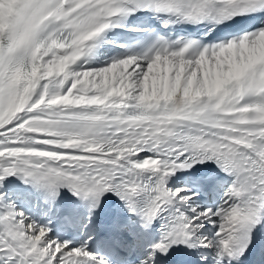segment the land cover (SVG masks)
I'll return each mask as SVG.
<instances>
[{
	"label": "snow or ice",
	"instance_id": "obj_1",
	"mask_svg": "<svg viewBox=\"0 0 264 264\" xmlns=\"http://www.w3.org/2000/svg\"><path fill=\"white\" fill-rule=\"evenodd\" d=\"M0 264H264V0H0Z\"/></svg>",
	"mask_w": 264,
	"mask_h": 264
}]
</instances>
